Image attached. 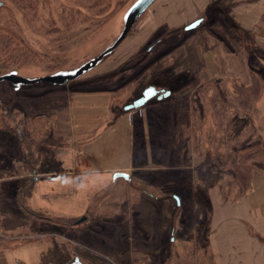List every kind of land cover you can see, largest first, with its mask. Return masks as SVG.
<instances>
[{
	"label": "rangeland",
	"instance_id": "1",
	"mask_svg": "<svg viewBox=\"0 0 264 264\" xmlns=\"http://www.w3.org/2000/svg\"><path fill=\"white\" fill-rule=\"evenodd\" d=\"M30 1L34 3L30 8L24 5L18 9L16 3L19 1L7 0L13 16L0 14V26L11 28L33 52L18 61L22 64L18 68L19 75L26 79L74 70L99 56L120 35L125 13L136 0H27ZM229 1L210 3L206 14L202 15L203 23L185 31L194 22L183 29L180 19L184 15L168 19L161 11L165 1L157 0L118 49L80 79L63 87L47 83L30 85L19 91L8 83L0 87V99L14 93L10 107L0 114L16 113L17 121L22 125L27 122V128L33 133L41 132L38 140L42 139L41 143L28 141L31 155L27 158L18 131L0 129V264H61L64 257L67 264H72L76 257L86 264H117L120 259L125 264H148L145 252L129 248L130 238L119 243L116 254L102 256L83 246L75 231L65 230L74 225L82 226L76 223L86 214L88 220L107 219L120 223L128 234L135 235L140 223L132 211L131 200L138 194L160 197L164 191L190 196L193 206L188 209L199 215L196 227L202 224L205 229L204 243L199 244L201 247L197 251L206 253L202 256L203 264H213L211 254L207 253V211L210 208L206 201L204 212L195 206L194 172H203L204 178L210 179L216 171L217 157H222L228 149L218 145L220 136L228 144L235 145L218 129L214 119L213 89L220 84L226 86L227 81L230 86L246 88L247 61L260 80L261 93L255 106L264 113V47L258 45L259 38H264V31H248L238 24L232 17ZM209 44L216 46L215 50L220 48L230 59L237 58L235 62L240 61L244 73L240 71L236 75L230 71L223 79L213 76ZM200 50L203 55L207 53L208 59ZM213 59L216 61V57ZM149 87L164 88L179 100L170 101L186 123L188 153L191 150L201 160L195 170L188 171V180L164 191L144 188L148 190L145 193L135 182H130L131 185L122 182L98 193L97 187L87 189L85 183L65 175L72 149L80 143L78 138L69 136L70 95L75 91L108 90L113 96V112L120 115L128 113L125 107L141 98ZM210 136L215 138L214 142ZM62 151L67 155H62ZM221 165L231 170V162ZM32 172L35 177L31 176ZM56 181H69V184L58 185ZM209 183L205 189L208 198L212 184ZM75 186L78 189L71 194L69 191ZM56 188H65L64 192L68 193L60 194ZM171 206L176 208L172 201ZM178 209L179 220L184 208ZM73 210L77 217L78 213L84 215L76 219L61 218L69 217L65 213ZM176 227L178 237L179 221ZM157 257L162 263L170 257L173 264L174 245L166 246ZM199 257L194 259L195 264Z\"/></svg>",
	"mask_w": 264,
	"mask_h": 264
},
{
	"label": "crops",
	"instance_id": "2",
	"mask_svg": "<svg viewBox=\"0 0 264 264\" xmlns=\"http://www.w3.org/2000/svg\"><path fill=\"white\" fill-rule=\"evenodd\" d=\"M163 1L167 10L165 12L162 8L164 16L176 19L184 15L180 20L185 29L195 21L202 20L203 23L202 15L216 0ZM228 3L233 19L244 29L264 31V0H230ZM258 45L264 47V38H259ZM209 47L213 76L223 79L230 71L236 75L240 71L244 73L245 68L240 61L235 62L237 58L230 59L220 48L215 50L216 46L210 44ZM200 52L203 55V51ZM203 56L207 58V53ZM227 82L226 86L220 84L213 89L214 119L218 129L231 143L251 146L264 137V113L255 106L261 93L260 80L246 61V88L230 86ZM112 97L108 90L75 91L70 95L69 136L78 138L80 143L72 149L65 175L85 183L87 189L97 187L98 193L122 182L144 184L153 190H159V186L163 190L174 189L185 183L188 171L195 170L201 160L191 150L188 153L186 123L176 113L173 102L154 99L141 109L112 116ZM61 154L67 155V152L62 151ZM116 174H126L129 179H115ZM31 176L35 177V174L32 172ZM56 183L66 185L69 181ZM77 189L75 186L69 192L74 194ZM55 190L60 194L68 193L64 192L65 188ZM208 194L212 220L207 253L211 254L213 264H264V167L255 172L251 189L238 202H226L220 186H211ZM178 195L180 206L184 208L178 237L172 238L164 227L162 202L147 194L135 195L131 200L132 211L140 223L135 228V235L128 234L129 231L120 223L107 219H89L82 226L74 225L65 231H75L83 246L102 256L116 254L119 243L130 238L132 244L129 248L145 252L148 264H164L157 255L171 243L174 245L173 264H195L194 259L198 255V264H203L202 256L206 253L194 252L192 246L199 215L190 213L193 210L188 208L193 206V201L189 195ZM195 206L204 212L206 204L199 201ZM75 213L76 210L69 211L65 213L69 217L64 215L61 218L76 219L84 215L78 213L77 217ZM61 264H67L65 257ZM117 264L125 262L120 259Z\"/></svg>",
	"mask_w": 264,
	"mask_h": 264
},
{
	"label": "trees",
	"instance_id": "3",
	"mask_svg": "<svg viewBox=\"0 0 264 264\" xmlns=\"http://www.w3.org/2000/svg\"><path fill=\"white\" fill-rule=\"evenodd\" d=\"M19 2L16 3V6L19 8H23L24 5H27L29 8L34 5L32 1L29 3L27 0H17ZM0 3H2V8L0 9L1 13H7L13 16V11L11 8L7 6V0H0ZM0 76L9 74L11 72H18L19 74V66L22 64H19L18 61H22L19 58L27 57L28 55H33L32 51L26 48V45L24 42L21 41L19 36L11 30V28L0 26ZM3 84H7L6 82L0 83V87ZM9 84V83H8ZM10 85V84H9ZM163 89V88H162ZM170 92V91H169ZM14 93L5 95L4 98L0 99V111H3V109H7L11 105V99L13 97ZM174 94L166 98L165 100H172L175 99L179 101L176 97H174ZM4 102V104H2ZM113 105V104H112ZM112 116H118L115 112H113V109L111 110ZM16 113H9L6 111V113L0 114V129H16L20 135V140L23 148L24 155L29 158L30 157V147L28 141L37 143L42 142V139L39 141V137L41 136V132L33 133L30 128H27V122L22 125V123L17 121ZM23 128V131L22 129ZM60 133H64L63 131H60ZM43 135V134H42ZM62 135V134H60ZM212 141L214 142L215 138L210 136ZM218 145H224L227 146L228 149L226 150V155H222L217 157L216 160V171L211 174L212 176L209 178H204L203 172H194V184L193 189L195 190L194 196L196 202L204 203V201H209V198L207 197L206 189V183H212L211 186H220L223 189L224 198L226 202H238L241 200L244 195L251 189V182L253 179V176L258 169L261 167H264V137L255 145L251 146H237V145H230L228 144L225 139L220 136V139L218 140ZM253 150V151H252ZM252 151V152H251ZM226 159V161H224ZM231 162V170H227L226 168H223L225 165H221L223 163L229 164ZM30 164V163H29ZM206 182V183H205ZM209 183V184H210ZM136 186L141 187L142 189L148 188L147 185L144 184H138L135 183ZM192 188V187H191ZM159 190H163L162 186H159ZM145 193L148 192V190H143ZM153 197H156L152 195ZM176 197L180 199V196L176 193H169L164 191V195L160 197H156L158 200H160L163 204V222L164 227L169 231L172 238L176 235V223L180 220H178V214L179 209L182 208L181 206H178ZM171 201L174 202V206L176 208H172ZM208 207V205H207ZM209 210L207 211L208 216V226H207V232L208 236L210 235L211 231V207L209 205ZM181 212V211H180ZM200 226L196 227L195 235L193 237V244H194V252L197 251V249L201 246V243L203 244V233L205 232L204 227H202V224H199ZM170 249V252H172V249ZM171 258L168 257L165 259L164 264H169Z\"/></svg>",
	"mask_w": 264,
	"mask_h": 264
},
{
	"label": "water",
	"instance_id": "4",
	"mask_svg": "<svg viewBox=\"0 0 264 264\" xmlns=\"http://www.w3.org/2000/svg\"><path fill=\"white\" fill-rule=\"evenodd\" d=\"M157 0H136L135 3L128 9L125 13L123 20V28L120 35L96 58L88 61L87 63L81 65L77 69L70 71H60L48 77L38 78V79H26L21 77L18 72H11L9 74L0 76V83H9L13 86L15 91L36 84L47 83L57 87H63L73 81L80 79L86 74L93 71L97 68L103 60L112 55L118 47L124 42L129 33L132 31L134 26L138 23L140 18L151 8V6ZM2 8V3H0V9ZM202 20L194 22L192 25L186 28V31L196 29L200 26ZM171 95V92L166 90H159L155 87L147 88L142 97L136 100L133 104L126 106L125 111H133L143 108L146 104L154 99L163 100L168 98ZM115 179L124 178L129 179V176L126 174H116ZM178 206H180V199L176 197ZM88 221V217L84 216L77 221L76 225H82ZM174 240V239H173ZM72 264H84L80 258H76Z\"/></svg>",
	"mask_w": 264,
	"mask_h": 264
}]
</instances>
